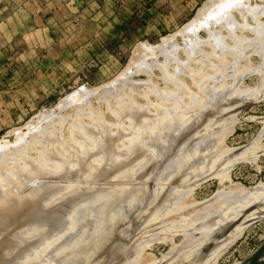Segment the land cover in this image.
I'll list each match as a JSON object with an SVG mask.
<instances>
[{
	"label": "rangeland",
	"instance_id": "obj_1",
	"mask_svg": "<svg viewBox=\"0 0 264 264\" xmlns=\"http://www.w3.org/2000/svg\"><path fill=\"white\" fill-rule=\"evenodd\" d=\"M7 1V5H12V7L10 9L7 8L5 12L0 11V144L4 139L9 143H14L20 135L26 134V123L43 110L55 109L60 99L72 94L74 87L78 84L77 81L86 83L94 88L111 82L110 80H113L128 64L131 53L135 49L134 47L143 42L155 46L161 42L162 38L180 32L186 23L191 21L204 0H199V2L197 0L193 10L177 21L173 25L175 27H171V31L167 32V30H164L160 32V36L144 37L146 40L140 39L135 42L127 54H119L117 56V64L109 69L106 65L100 66V64H97L96 60H91L84 67L79 68L71 64L69 67V63L66 60L63 62L59 61L58 54L54 55L57 59L52 57L51 59L43 58L48 46L52 45L55 48V53H58L57 50H60L64 44L61 39H66L65 36L72 34L71 30L76 28V22L73 20L77 16V7L74 3L76 0ZM68 1H70L69 4ZM88 1L96 0H85L86 3ZM19 3H21L22 9L17 11V7L15 8L14 5ZM250 3L260 4L257 0ZM34 12H36L37 17L41 15L47 18L51 17L46 25L44 24L45 29L39 26L40 23H37L38 21L36 23L34 21H32L33 23L28 22V17L31 18ZM250 17L251 15L246 18V24L243 25L244 29L241 32L234 30L231 35L223 33L225 36H223L225 38L223 41L227 45L222 47H227V49L222 47L221 49L218 48L219 50L216 49L214 46L215 42L211 39L207 41L206 45L205 42L202 43L204 47H202V44V46H197L198 50L200 47L202 49L200 51H203L201 55L203 59L201 60L206 61L203 64L197 66L199 56L197 57L196 55L199 53H196V58H193V55L190 54L191 52L188 53L189 51L187 52L190 55H188L189 57L179 52L177 60L174 61L177 64L181 62L180 64L183 65L186 63L185 60L187 61L188 59V62L183 67L179 64L184 70L185 66L189 65V60H192L190 63L191 67L189 65L188 67L190 68L188 70L186 66L185 71L181 70V73L178 71L177 75V72L170 67L173 63L169 62L171 65L164 67L162 72L154 70L151 74L156 75L157 79L162 78L164 72L168 74L167 76L170 79L174 75L171 81L166 76L168 81L167 83L165 81L164 85L166 88L169 86V89H176L179 85L184 84L182 86L183 90H178L182 94L177 96H184L182 97L183 99L181 98L182 100L180 99L182 102L178 101L180 104H177V100L174 104H169L175 100L173 98L176 95L172 98L173 100L171 98L168 99V105H171L169 107L170 110H173V108L176 110L179 107V111L183 113H178V110L176 112V114L178 113L177 119L180 114L179 122L174 117L177 121V124L174 123L176 129L175 127L173 128V124L169 125L175 131H172V128L170 131H163L161 135H158L153 140L150 136L154 133L152 130H150L152 134L150 131H146L149 136L145 135V133L141 135L136 129L129 128L130 120L126 119L128 118L126 115L124 117L117 113L116 115L112 112L109 113L108 111L118 107L120 103L123 104V107L126 106V102L122 103L121 97L125 98L124 100L127 102L133 98L124 93L126 91H121L123 93L121 94L122 96L120 93L115 92L119 94L116 95L117 100H119L118 105H113L117 101L115 100L116 98L111 99V105H107L109 104V99L107 104L103 103L101 107L97 104H91L92 107L94 106L91 108L90 104L85 102L86 104L88 103L86 107L90 111L87 108L86 110L92 116L88 117L89 115L86 113L88 120L85 116L86 120L84 118L80 119V123L82 121V124L85 122V125L90 127L94 125L99 127L100 121L104 119L106 126H109L107 127V129L109 128L108 133H113L118 141L124 143L121 144V147L124 148L131 144L132 137H136L135 141L138 140L139 142H135V144L138 143L137 145L133 143L135 146L132 147V144L130 147L132 151H130L134 152L136 150L137 152L131 153L132 156L130 157L128 155L126 160L124 158V162L120 161V168L118 167L120 170L117 168L118 165L115 166L114 164L118 171L116 168H112L114 174L111 173L104 181H100L103 189L101 187L100 190L96 191V185L98 186L99 183L94 180L88 186L89 190L87 188L84 193L82 192V195L81 193L80 195L76 194L77 196L79 195L78 197L74 195L70 209L58 208L56 212L49 213L48 211L54 207L52 203L57 201L61 195L56 194L43 198L39 205L41 212L36 213L48 218L53 214L54 220L58 223L64 221H67V223L55 234L50 231V234L45 239L33 242L34 238L29 234L31 233L30 231L23 234L30 225L27 218L25 219L24 216H21L20 222L18 221V224H14V227L12 225L13 229L9 228L6 237L7 241H0L2 249H0V252H2L0 254V264H129L130 262L131 264H243L264 243V77L262 76L264 75V70L261 68H264V66H260L259 62L261 59L262 63L264 62V54H260L261 52L264 53V49L260 50L261 52L257 51L259 56L261 55V59L256 54V51L251 52L254 51L252 49L254 45L257 47V43L252 44L255 37L252 30L258 23L260 24V21H264V16L258 18L259 22L256 21L257 23H255L257 17L254 22H252ZM238 20L236 16V21L239 22ZM89 32L88 30L84 33L85 38H87V34H90ZM236 35L238 37L244 35L243 37H246L249 42L250 38H252L249 48V51L251 49L250 52L248 50H245L248 52L243 51L242 47L245 49V46L249 45L248 41L244 40L245 38L243 41L248 44L245 43L246 45L243 46L242 43H239V45H242L241 48L236 49L234 47L235 42H241L243 38L240 36L241 40L237 41L236 38L238 37ZM198 36L199 39L202 38L201 40L206 38V34L202 31H199ZM258 38L262 41L264 36L263 38ZM258 38L255 39L259 41ZM175 40L181 43V36L176 35ZM75 42L76 40L65 41L67 44ZM228 42L230 43L228 44ZM195 47H193L194 50L197 49ZM256 47L255 50H259ZM239 49L242 51L240 50L239 52ZM193 52L192 54H194ZM63 53L64 58H70L65 51ZM68 53L70 54L71 51ZM185 55L187 54L185 53ZM178 58H181L182 61ZM18 64L24 65L26 69L19 66L18 70ZM254 64L255 66L259 65L261 70L257 69ZM193 66L196 67L195 71ZM254 69L255 72L257 70V73H254ZM260 71L262 75L258 74ZM175 72L176 74H174ZM182 73L185 78H182V76L180 80L182 79L183 81H179V74L181 75ZM241 73L243 74L242 77H240ZM239 74L240 76L236 77ZM146 75H136L135 79L138 78V80L142 79L140 81H143ZM151 75L149 74V78L152 77ZM153 78L156 79L155 77ZM176 78L178 79L176 81L177 84L181 83L177 87L174 82ZM236 78L238 79L236 80ZM141 84L140 86L143 87V84ZM164 85L163 80H161L157 87L163 90L161 87H165ZM229 86L232 88L228 89L229 92L225 94V90ZM244 91H247L246 94ZM218 92L225 95V97L223 96L225 100L220 97L224 102L216 98L221 95V93L218 95ZM240 92L244 93L241 94ZM124 94L125 97L123 96ZM156 94L153 92L152 94L145 93V97L142 94L134 99H138L137 101L140 99L139 103L141 104H147L150 100V105L154 101L159 104V100L155 99L158 95ZM158 96H160V93ZM216 101H220V103H216ZM114 104H117V102ZM176 104L177 108H175ZM106 105L115 107L110 108ZM81 108L76 109L80 110ZM96 110L97 112H94V114L92 111ZM70 111L75 112L76 110ZM149 111H155V108L151 107ZM74 123H77V121ZM190 131H192L191 135ZM36 136L38 137L39 135ZM148 137L151 139H148ZM61 139L59 141L56 140L55 143L51 139V145L48 143L45 147L47 149L49 145L52 148L55 147L56 151H61L59 154L64 157L69 152H74L72 151L73 147L76 152L80 150L79 147L65 142L64 136H61ZM166 140H168L167 149L176 146L171 148L172 151L169 149L168 153L166 152L167 149L162 145L163 141ZM177 141H181V144H183L179 143L180 145H176ZM20 145L17 147L18 150L22 149ZM139 146L141 148L140 151L142 150L141 152L137 150ZM135 147L136 149L133 151ZM162 147L164 149L163 153L161 152ZM153 148L156 149L155 153L160 150V154L157 152L158 155L156 154L155 156ZM179 148H184L183 152L178 153L180 151L178 150ZM50 149L49 151L52 150ZM242 149L246 150V153L245 151L242 152ZM16 150L12 149V151ZM41 150L43 149L36 147L29 152H21V154L10 159V167L15 166L17 163L19 168V166H23V163L33 157L36 160L37 158L34 155L40 153ZM173 150L178 151L176 153ZM239 150L241 154L238 152ZM169 151L171 152L169 153ZM247 151H249V154ZM165 152L173 157V161L171 157H169L170 159L167 158L168 155L164 156ZM251 152L252 157H250ZM246 156L249 157L246 158ZM151 157H155V161ZM163 157L168 159H166L167 161L165 160L168 163L169 161L172 163L177 161L179 167L175 171L174 168L172 170L171 168L177 165V162L173 164L174 166L171 163H169L171 165L169 166L167 163L171 167L169 168L164 164L166 162H162ZM174 157L176 158L174 159ZM159 161L164 167L161 166L160 168L158 164V166L153 165V163L156 165ZM146 162L149 163L150 167L146 166L148 165ZM150 162H152L151 165L153 167ZM122 163L124 167L120 166ZM228 163L230 166L226 170ZM102 165L101 162L96 161V164L91 165V170L96 168L100 171V168H104ZM28 169L33 171V168H26L25 170L28 171ZM96 169L95 171L97 172ZM55 170L52 169L58 174L56 168ZM139 171L145 176V179L144 176L139 178V175H141L138 174ZM53 173L51 174L52 176L55 175ZM170 174L174 176L171 182H169L172 178ZM174 174L178 175L180 179L178 180ZM55 176L57 177V175ZM81 179L83 178L81 177ZM181 179L183 182H181ZM163 180H165V185ZM27 181L29 182V180ZM30 183L35 184L34 181L29 182L28 185L26 184L28 190H30L29 186L30 188L34 186L33 184L31 186ZM79 184L77 181L69 183L65 193H68V188L70 187L78 188ZM47 185L48 187L50 186L49 184ZM259 186L262 190L261 193L257 194V197L253 194V191ZM35 187H37L36 184ZM48 187L44 189L46 190ZM219 189L230 195H222L221 198L218 197V201H215L217 197L215 195H219ZM236 191L241 192L239 196L241 195L243 199L240 198V200L237 199L238 201L234 202L237 197L234 193ZM213 203L220 205V207L219 205L217 207L220 215H213V218L207 219L206 225H209V229L201 231L203 218L197 216V213L199 215L200 212H215L213 207H206L207 210L204 209L205 206L209 207ZM196 229L198 230L196 231ZM188 231H192L193 234ZM24 235H26V238H21ZM187 237L192 238L187 239ZM183 240L188 241L184 242ZM15 243L17 246L12 248V251H9L8 246L12 247ZM9 252L12 253L10 254ZM131 254L134 257V259L131 258L134 260L133 262L129 259Z\"/></svg>",
	"mask_w": 264,
	"mask_h": 264
},
{
	"label": "bare ground",
	"instance_id": "obj_2",
	"mask_svg": "<svg viewBox=\"0 0 264 264\" xmlns=\"http://www.w3.org/2000/svg\"><path fill=\"white\" fill-rule=\"evenodd\" d=\"M251 1L253 2L255 0H204L201 4L200 8L197 9L194 17L191 19L190 22H187L188 24L187 23H186V25L184 24L185 26L183 27V29L180 32L176 33L175 35L162 38L161 42L155 46H151L148 43L143 42V43H139L136 47H134L135 49L131 53L128 64L116 77H114L113 80H110L111 82L108 81L109 83H107L105 85L103 84V86H99V87L94 88V87H90L86 83L77 81L78 84L74 87L72 94H69L65 98L60 99V101L56 105L55 109L43 110V111L39 112L36 116H34L31 120H29L26 123V130H27L26 134L20 135L16 141L14 140L15 141L14 143L13 142L9 143L8 141H5V139H4V141L1 142V144H0L1 145L0 146V241H3V242L7 241L6 237H7V232L9 231V228L13 229V227L16 224H18V221L20 222L19 219H21L23 216L25 219L27 218L28 224L30 225V227H28L27 230L25 231V233H23V234H26V232L28 233V231H30L31 233H29V234H31V237L34 238L33 242H38L42 239H45V237H47V235L50 234V231L53 234H55L57 231H60L64 227V225L67 223V221L58 223L56 220H54L55 218H53V214H51L50 217L48 218V217L41 216V215L36 213V212H41L39 209V205L41 204L42 199L48 198L49 196H53L56 194L61 195V197L57 201L52 203L54 207L50 211H48L49 213L50 212H56L58 208H60V209L69 208L70 204L73 200L72 197L74 195H76V194L80 195V193L82 195V192L84 193L86 191V189L88 188V186L90 185V183L93 182L94 180H96L99 183L98 186L96 185L95 190L96 191L100 190V188L102 187L100 181H104L111 173L114 174L113 173L114 171L112 170V168H116V167H114V164H115V166L118 165L117 166V168H118L119 164H121V162H124V158L126 160V158H128L127 157L128 155L130 157V156H132L133 153H135L136 147L133 149V151L135 150L134 152H131L132 148H130V147L133 143L135 144V142H139L138 140L135 141L136 137H132V140H131L132 143L131 144H128V145L126 144L127 146L124 148L121 147V144H124V143L118 141V139L115 137V135L113 133L111 134L110 131H109L110 133H108L109 128L107 129V127H109V126H106L107 124L103 121L104 119H102V121H100L99 127H97L95 125H94L95 127L94 126L90 127L88 125H85L86 123L84 121H83L84 124H82V121L80 123V119H83L85 116H86V119L88 117L92 116L88 113V111H90V110H88V108L86 107L88 105V103L90 104L91 108L94 107V106L92 107L93 104H97L101 107V105L103 103L107 104L108 100L110 99L109 104H107V105H111L112 104L110 102L111 99H113V98L115 99L116 95H119L115 92H118L121 95V94H123V93H121V91L122 92L126 91L124 93H126L128 96H132L133 98L127 102L124 100L125 98L123 99V97H121L122 103L126 102V104H125L126 106H124V107L122 106L123 104H121V103L118 105L119 100H117V98H116L115 100H117V101H115V100L114 101L117 102V104H114L115 103L114 102L113 105H118V107L114 106L115 107L114 108L112 106L110 107V106L106 105L107 107L114 108V109H111V111H108L109 113L112 112L115 115H116V113L118 115H123V116L126 115V117H128L126 119L130 120L129 128L130 129H132V128L136 129L138 132L141 133V135H143L144 133L146 135L147 130H148V132L150 130H152V132H154V133L152 134V132L150 131V133L153 135V136L152 135H150V136H151V138H153V140L158 135H161V133L163 131H165V132L170 131V129L172 127L169 125L173 124L172 126L174 128L176 126L175 124H177L176 120L179 119V116L182 113L179 111V109H178L179 107L177 106V104H180V102H182V101H180V99L182 97H184V96L180 97L181 96L180 94H182V93H180V91L178 92L179 89L183 90L182 86L184 84L182 85L180 82H179V84H181V86L179 84H177L176 81H178V79L176 78L175 81L174 80L173 81L175 82L176 87L179 85L178 86L179 88L178 87H177L178 89L173 88L174 90L171 88L172 89V91H171V89H169L168 85H169V83L171 84L170 81L174 75H172V77L170 79V77L168 78V76H167L168 74L164 72L163 77L162 78L160 77L159 79H157L156 75H154V74L151 75V74L154 72V70L155 71L159 70L162 72L164 70V67L166 68V67L170 66L172 63L173 64L170 67H172L177 72V75H178V71H179V73H181L182 71H185L186 66H187V70H188V68L191 67L190 63L192 60L191 61L189 60L190 67H188L189 65H186L184 70L182 67H183V65H185L188 62L187 57L190 56L188 54L190 52H191L190 54L193 55V58L194 57L196 58V56L197 57L199 56V58L197 59L198 60L197 66L199 64H203L204 62H206L205 60H201V59H203V56H201L203 51H200V49H201L200 47L198 50L197 46L203 45L202 47H204V44H202V43L205 42V45H206L207 41L211 39L215 42L214 46L216 47V49H218V48L221 49L222 46L227 45V43L225 41H223V39L225 40V38H223V36H224L223 33H228L229 35H231L232 31L234 33V30L241 32L244 29L243 25L246 24V18H249L250 15H251L250 18L252 19V22H254V20L257 17V19L255 20V23H257L256 21L259 20L258 18H260L261 16L262 17L264 16L263 15L264 14V0H257L260 3V4L258 3L259 5H256L257 3L251 4L250 3ZM236 16L238 17L239 22L236 21ZM253 17H254V19H253ZM240 24H242V25H240ZM239 25H240V27H239ZM251 27H254V26H251ZM199 31H202L203 33H205L206 38H204L203 40H201L202 38L199 39V36H198ZM252 31L254 32V33L253 32L252 33L255 36L253 41H252V44L257 43V47L254 45V48L251 47L252 49H254V51H251V49H250V51L251 52L256 51V54H258V56H259V52H257V51H260V50L262 51V49H264V38H263V36H264V21H260V24L258 23ZM256 34H257V36H256ZM176 35L181 36V39H182L181 43H178L175 40ZM240 36L243 37L244 35L243 36L240 35ZM239 37L236 38L237 41L239 39L241 40V37L240 38ZM258 37L263 38L262 39L263 42L260 41V39ZM248 38H250V37H248ZM255 38H258L259 41ZM243 39L246 42L248 41V43H249L248 46H245V49H244V47H242V45H239V43H242L243 46L248 44L245 41H243ZM251 40H252V38H250V42H251ZM250 42H249V40H247L246 37H243L241 42H238V43L235 42V45H236V43H237V45L236 46L234 45V47H236V49L242 47L244 52H248L250 45H251ZM229 43L230 42H228V44ZM193 47H195L197 49L194 50ZM255 47L258 48L259 50H257V49L255 50ZM222 48L227 49V47H222ZM188 49H190V50H188ZM240 50L241 49H239L238 51L240 52ZM245 50H248V51H245ZM196 51H198V52H196ZM213 51H215V50H213ZM225 51H227V50H225ZM179 52L180 53L182 52L184 54V56H187V57H185V59H187V61L184 59L186 62L185 64L181 65L180 64L181 62L179 63L182 67L179 64H177V62L174 61V60H177V55H179L178 54ZM192 52L194 54H192ZM216 52H217V50H216ZM244 52H243V54H244ZM185 53L187 55H185ZM196 53H199L200 55L199 54L196 55ZM260 54L263 55L264 53L261 52ZM190 58H192V57H190ZM261 58L262 57H260V59ZM178 59L180 60L181 58H178ZM180 61H182V59ZM169 62H171V64ZM228 62H232V61H228ZM259 62H260V66L261 65L264 66V64H263L264 62L262 63V59ZM182 63H184V62H182ZM212 63H214V62H212ZM254 66H255V64H254ZM260 66L258 65L255 67H257V69L261 70V68H262L264 70V68L263 67L260 68ZM255 67H253V68H255ZM180 68H182V69H180ZM195 69H196V67H194L193 70L195 71ZM255 69H254V73H257V70L255 72ZM252 71H253V69H252ZM176 72L174 74H176ZM235 72H237V71H235ZM169 73H170V71H169ZM139 74H143V75L147 74L145 79H148V80L144 79L143 81H140L142 79H139V80H138V78L135 79V76L139 75ZM149 74L152 76L151 77L152 81H151V78H149L150 77ZM258 74L262 75L261 71ZM166 76H167L168 80L170 79L168 85L166 84L168 86L167 88L164 85L165 81H166V83L168 81V80H166L167 79ZM238 76H240V74L237 75L236 77H238ZM242 76H243V74L240 77H242ZM262 76L264 77V75H262ZM153 77H155L156 79H154ZM180 77L185 78L183 73L181 75L179 74V81H183L182 79L180 80ZM237 79L238 78H236V80ZM260 79H262V78H260ZM161 80H163V85L165 86V87H161V88H163V90H161L159 87H157V84L159 86V82ZM261 82H262V80H261ZM141 83L143 84V87L140 86ZM156 87L158 90V91L156 90L157 92L155 91ZM230 88H232V87L229 86L227 88V90L224 89L226 91L225 94H227L229 92L228 89L230 90ZM176 90H177V92H176ZM222 90H220V91L223 92ZM152 92L154 94L157 93L158 95L160 93V96H158L156 94L157 98L154 96L155 99L159 100L158 101L159 104H157V101L156 102L154 101V103H151V105H150L151 100L147 104H141V103H139L140 99H139V101H137L138 99L137 100L134 99L137 96H140L142 94L144 96L145 93L146 94H152ZM221 92H218V95ZM244 92L246 94L247 91H244ZM244 92H240V93L243 94ZM177 95H180V96H177ZM221 95H219V97L217 96L216 98L217 99L219 98V100L221 102H224L223 100H225V98H224L225 95H223V93H221ZM123 96L125 97V94ZM178 97H179V100H178ZM220 97L222 99L223 98L224 99L221 100ZM170 98H171V100H173V99H175V100L173 102L169 103L168 99H170ZM176 100H177V102L178 101H180V102H178L176 104V106L175 105H173V106H175V108H177V107L178 108L175 110L172 106L173 110H170L169 107L171 105L169 106L168 103L174 104ZM254 100H256V99H254ZM217 101H216V103H220V101L219 102H217ZM85 102H88V103L86 104ZM112 102H113V100H112ZM83 104H86V105H83ZM142 105H144V106H142ZM79 107L80 108L83 107V108H81L80 110H77V109H79ZM84 107H85V109H84ZM151 107L155 108V111H152V112L149 111V109ZM86 108L88 111L86 110ZM147 108H149V109L147 110ZM89 109H90V107H89ZM167 109H169L170 111ZM70 110H76L77 112L76 111L75 112L70 111ZM107 110H108V108H107ZM165 110H167V111H165ZM174 110H175V112H174ZM177 110L179 111L178 113H180L178 116V119L176 118L178 115V113L176 114ZM182 110H183V108H182ZM69 111H70V113H69ZM148 111H149V113H148ZM72 112H74V113H72ZM92 112L96 113L97 110L92 111ZM144 112L147 114H145ZM174 117L176 118V120L174 119ZM75 120L77 121L78 124L74 123V122H76ZM89 120H90V118H89ZM172 121H174V122L172 123ZM102 122H104L105 124ZM178 122H179V120H178ZM168 127H170V128H168ZM125 128H127V127H125ZM173 128H172V131H175V130H173ZM121 129H123V128H121ZM175 129H176V127H175ZM125 130H127V129H125ZM172 131H171V133H172ZM168 133L170 134V132H168ZM191 133H192V131H190V135H191ZM36 135H39V136L37 137ZM61 136H64L65 142L70 143V144L74 145L75 147H79L80 152L79 151H78L79 153L76 152V149L74 147L72 148L69 145L73 149L72 151H74V152H69L67 154V156L64 157V156H61V154H59L61 151H59V150L56 151L55 147L54 148H52V146L50 147V145L52 143L51 139H53V142L55 143L56 140H58V141L62 140ZM100 138H101V140H100ZM124 138H126V137H124ZM151 138L148 137V139H151ZM126 139H129V138H126ZM167 141L168 140L163 141V143L161 142L164 148H166V147L168 148V146H167L168 142ZM181 141H179V142L177 141L178 143L175 142L176 145L179 143L181 144ZM48 143L50 145L47 149V147H45V145H47ZM161 143H160V146H161ZM175 143H174V145H175ZM19 144H21L20 146H22V149L19 148L20 150H18V148H17ZM134 144L132 145V147H134L138 143L135 145ZM165 144H166V146H164ZM36 147L39 149L40 148L43 149L40 151V153H36L34 155L37 158L36 160L33 159L34 158L33 157V158H30L26 163H23L24 164L23 166H21V167L19 166V168H18L17 163L15 164V166L10 167L11 165H9V164L11 163L10 162L11 158L15 157L18 154H21V152H29L30 150H33ZM163 147H162V151H161L162 153L164 151ZM172 147H170L169 149H171ZM175 147H173V148H175ZM180 147H182V146H180ZM49 148H51L52 150L50 149L51 151H49ZM12 149H15V150L17 149V150L12 151ZM140 149H141L140 146L137 147V150H139V152L142 151V150L140 151ZM169 149L166 150L167 153H168ZM181 149H182V151H181ZM183 149L184 148H179L178 150H180V151H178V150H173V151H176V153H177V151H178V153H181V152H183ZM155 151H156V149L153 150V153H155ZM159 151L160 150H157V152H159ZM171 151H172V149H171ZM171 151H169V153ZM241 151L242 152L245 151V153H246V150L242 149ZM157 152L155 153V156H156ZM238 152L240 153V150ZM165 153H164V156L166 157L168 154L167 153L165 154ZM247 153L249 154V151H247ZM158 154H160V152ZM250 155H251L250 157H252V152L250 153ZM165 157H163L164 161L162 159V162H166L168 159H170L169 157H171V155H168V157H167L168 159ZM247 157H249V156H246V158ZM151 158H152V160L155 161V157H151ZM151 158H150V160H151ZM175 158L176 157H174V159ZM171 160L173 161V157H171ZM96 161L101 162L103 164L102 166L104 167L103 169L100 168L101 169L100 171H98L99 169L97 170L95 168L97 170V172L95 171V169L91 170V168H92L91 165L96 164ZM176 162L177 161H175V163L174 162L172 163L171 161H169V163H171L172 165L176 164ZM151 163L152 162H150V165H151ZM154 163H153L154 166L160 165V168H161V166L164 167L163 165H161L162 163L160 161L157 162L156 165ZM167 163L168 162H166L164 164L167 165ZM169 163H168V165L171 166ZM147 164L148 165H146V166L150 167L149 163H147ZM120 166L124 167L123 163ZM146 166L144 165V167H146ZM175 166L172 168L171 167H169V168H171L172 170L174 168V171H175L176 168L179 167L178 162H177V165H175ZM229 166H230V164L228 163V166L225 169L228 170ZM26 168H33V171H31L32 169L30 171H29V169H28V171H26L25 170ZM55 168L57 169L58 174H56V172H54V171H56ZM117 168H116V170H117ZM52 169L54 171H52ZM44 171H46V172H44ZM47 171H50L51 173L47 172ZM53 172L55 173V175H57V177L54 175L55 176V178H54V176L51 175ZM139 172H138V174H141V175H139L140 176L139 178H142V176H144V175L141 172L140 173ZM169 173H171V172H169ZM172 175L170 174V176L172 178L170 179L169 182L173 181L172 179H174V176H172ZM80 176L83 179H81ZM166 177H168V176H166ZM176 178H178V180L180 179L178 177V175L176 176ZM24 179H25V181H24ZM144 179H145V176H144ZM21 180H23V181H21ZM27 180H29V182L34 181L35 184L37 185V187H35V184L30 183V185L31 186L34 185L33 187H35V188H33V187L30 188V186H29L28 188L30 190H28L27 185L29 182ZM54 180H56V181H54ZM19 181H21L22 183ZM49 181L52 183H50ZM73 181H77V183H80L78 188L75 189L73 187H70V188H68V190H69L68 193H65L67 191L68 184L73 182ZM163 181H164V185H165V180H163ZM181 182H183V180ZM138 183H140V182H138ZM47 184H49L51 187L50 186L48 187ZM44 186L48 187V189L46 188V190H45ZM101 189H103V187ZM88 190H89V188H88ZM237 190H239V189H237ZM254 190L255 191H253L254 192L253 194H255L257 196V194L259 192L261 193L262 189L259 186ZM27 191H29V192H27ZM234 193L237 195V197L234 199V202L237 199L240 200V198H242L241 195L239 196V194H241V192L236 191ZM218 194L219 195H217V194L215 195V196H217L215 201H218L217 200L218 197L221 198L222 195H230L229 193H225V191H223V190H220L218 192ZM86 195H83V196H86ZM261 196H263V195H261ZM249 197H251V196H249ZM219 204L213 203L209 207L208 206L204 207L205 210H207V208L213 207V208H215V212H200L199 215L196 212L197 216H200L203 218L202 222H201V224H202L201 225V231H205V230L209 229L208 228L209 225H206L207 219H209L210 217L213 218V215H215V216L220 215L217 211V207ZM219 207H220V205H219ZM22 220H24V219H22ZM34 221H35V223H34ZM12 225H13V227H12ZM197 230L198 229H196V231ZM188 232H190V231H188ZM190 233L193 234L192 231ZM52 236H54V235H52ZM21 238L25 239L26 235L22 236ZM191 238L187 237V239H191ZM187 241L188 240H185L184 242H187ZM105 244H106V242H105ZM16 246H17L16 243L12 247L9 245L8 246L9 251H12V248H14ZM0 249H1V247H0ZM1 253L2 252H0V254ZM9 253L11 254L12 252H9ZM129 256H130V258H129L130 261L133 262L134 261V260H132V259H134L133 254H131ZM12 257H13V255H12ZM262 259H264V256L261 255V257H259L258 260H262ZM129 264H131V262ZM243 264H245V263H243Z\"/></svg>",
	"mask_w": 264,
	"mask_h": 264
},
{
	"label": "crops",
	"instance_id": "obj_3",
	"mask_svg": "<svg viewBox=\"0 0 264 264\" xmlns=\"http://www.w3.org/2000/svg\"><path fill=\"white\" fill-rule=\"evenodd\" d=\"M196 1L96 0L86 3L85 0L80 2L76 0L74 3L77 7V16L73 19L76 22V28L71 30L72 34L62 35L66 39H61L64 44L60 50H57L58 53H55V48L51 45L46 48L43 58L57 59L59 57V61L66 60L69 67L71 64L79 68L84 67L91 60H96L97 64L106 65L109 69L117 64V56L127 54L138 40H146L144 37L160 36V32L164 30L171 31V27H175L173 25L177 21L193 10L197 4ZM7 3V0H3V2L1 0L0 11L5 12L7 8L12 7V5L8 6ZM14 7H17V11L22 9L21 3L14 5ZM50 18L42 15L37 17L36 12H34L31 18L28 17V22L33 23L32 21H34L36 23L38 21L39 26L45 29L44 24L46 25ZM88 30L90 34H87V38H85L84 33ZM71 40H76V42L65 43V41L70 42ZM63 51L70 58H64ZM56 54H58L57 57L54 56ZM115 58L116 60H114ZM19 66L26 69L24 65L18 64V70ZM3 69L5 68L3 67Z\"/></svg>",
	"mask_w": 264,
	"mask_h": 264
},
{
	"label": "water",
	"instance_id": "obj_4",
	"mask_svg": "<svg viewBox=\"0 0 264 264\" xmlns=\"http://www.w3.org/2000/svg\"><path fill=\"white\" fill-rule=\"evenodd\" d=\"M264 254V243L257 248L254 253H252L246 261L245 264H264V259L258 260L261 255Z\"/></svg>",
	"mask_w": 264,
	"mask_h": 264
}]
</instances>
